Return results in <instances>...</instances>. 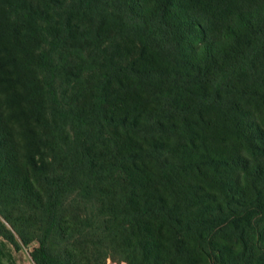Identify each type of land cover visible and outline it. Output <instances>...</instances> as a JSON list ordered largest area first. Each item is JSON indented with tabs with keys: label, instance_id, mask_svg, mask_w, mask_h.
<instances>
[{
	"label": "trees",
	"instance_id": "trees-1",
	"mask_svg": "<svg viewBox=\"0 0 264 264\" xmlns=\"http://www.w3.org/2000/svg\"><path fill=\"white\" fill-rule=\"evenodd\" d=\"M40 7L0 0V264H264V0Z\"/></svg>",
	"mask_w": 264,
	"mask_h": 264
},
{
	"label": "rangeland",
	"instance_id": "rangeland-1",
	"mask_svg": "<svg viewBox=\"0 0 264 264\" xmlns=\"http://www.w3.org/2000/svg\"><path fill=\"white\" fill-rule=\"evenodd\" d=\"M21 1L23 2V4L25 3L26 5L31 6L35 11H39L42 8L40 7V0H21ZM33 25H34V29H36L37 26L35 24ZM49 41H50L49 39H46V38L44 39L42 37H39L37 39V42L34 41L33 43L29 45V47H26V49H28L30 52L36 53L37 48H39L40 52L43 53L44 51H47L49 48H51L49 45ZM56 58H57V64H63L69 67L70 69V75L71 74L72 75L65 76L64 80H65L66 88L67 90H69L70 98L74 99V52L71 49V46H68L67 48H65V50L61 52L60 56L56 55ZM25 101L26 102L24 103V106L28 108V113L30 115L29 117H31L33 113L29 110L30 108V105L28 104L29 101L27 100ZM113 103L118 106L120 105L116 100H114ZM38 247H39V244L37 242H32L29 246L27 247L23 246L22 249L17 252L13 248H11L12 255L16 261H22L23 259L29 258L30 252H32L34 249ZM106 264H128V263L126 261L108 259Z\"/></svg>",
	"mask_w": 264,
	"mask_h": 264
},
{
	"label": "crops",
	"instance_id": "crops-1",
	"mask_svg": "<svg viewBox=\"0 0 264 264\" xmlns=\"http://www.w3.org/2000/svg\"><path fill=\"white\" fill-rule=\"evenodd\" d=\"M14 260H15V258H14ZM15 263L16 264H34V262L32 261V259L30 257V255H29V258L23 259L22 261H16L15 260Z\"/></svg>",
	"mask_w": 264,
	"mask_h": 264
}]
</instances>
